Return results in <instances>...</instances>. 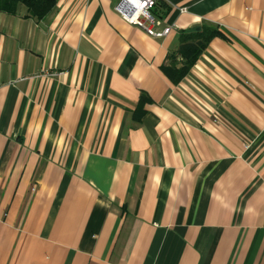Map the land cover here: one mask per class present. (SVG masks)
I'll return each instance as SVG.
<instances>
[{
	"label": "crops",
	"instance_id": "0c3cea01",
	"mask_svg": "<svg viewBox=\"0 0 264 264\" xmlns=\"http://www.w3.org/2000/svg\"><path fill=\"white\" fill-rule=\"evenodd\" d=\"M118 2L0 11V264H264V0Z\"/></svg>",
	"mask_w": 264,
	"mask_h": 264
},
{
	"label": "trees",
	"instance_id": "16d2710c",
	"mask_svg": "<svg viewBox=\"0 0 264 264\" xmlns=\"http://www.w3.org/2000/svg\"><path fill=\"white\" fill-rule=\"evenodd\" d=\"M54 3L55 0H0V11L16 14L19 6L22 5L25 7L26 16L41 20L53 8ZM159 3V0H155L150 9V13L155 19L159 17L160 12L157 10ZM217 34L216 29L204 26L199 29L180 32L178 46L169 53L167 64H164L162 69L171 80L178 81L189 71L209 40ZM178 56L182 57L181 62L177 61Z\"/></svg>",
	"mask_w": 264,
	"mask_h": 264
},
{
	"label": "built area",
	"instance_id": "2783aa9c",
	"mask_svg": "<svg viewBox=\"0 0 264 264\" xmlns=\"http://www.w3.org/2000/svg\"><path fill=\"white\" fill-rule=\"evenodd\" d=\"M154 3L155 0H119L115 8L126 16L130 22L144 28L148 34L162 36L167 33L169 28L155 30L152 27V24L157 22L150 13Z\"/></svg>",
	"mask_w": 264,
	"mask_h": 264
}]
</instances>
